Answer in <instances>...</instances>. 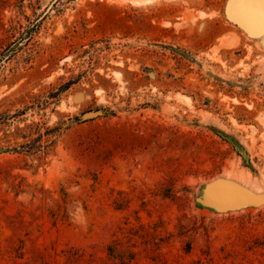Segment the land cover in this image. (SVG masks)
I'll list each match as a JSON object with an SVG mask.
<instances>
[{"label":"rangeland","instance_id":"1","mask_svg":"<svg viewBox=\"0 0 264 264\" xmlns=\"http://www.w3.org/2000/svg\"><path fill=\"white\" fill-rule=\"evenodd\" d=\"M230 2L0 0V264H264V33Z\"/></svg>","mask_w":264,"mask_h":264},{"label":"water","instance_id":"2","mask_svg":"<svg viewBox=\"0 0 264 264\" xmlns=\"http://www.w3.org/2000/svg\"><path fill=\"white\" fill-rule=\"evenodd\" d=\"M236 2H237L236 0H231L230 5H229V14H230V17L233 19L232 12H234V9L238 8L239 16L241 17V21L236 22L234 19H233V21H235L237 24H239V26L243 27L245 30H247L251 34L259 35V34L264 33V26H262V23H264V21L262 19V18H264V15H263L264 14V8L260 9L261 14L258 13L256 15L257 22L253 23L251 21L250 17L247 16V18H248L247 19L245 16H243L241 14L240 3L238 2L237 4H235ZM259 2H261L262 6L264 7V0H259ZM259 19H262V21L258 22ZM102 114H103V112L99 111V110L91 111V112L85 113L82 118H83V120H88V119H92L94 117L100 116Z\"/></svg>","mask_w":264,"mask_h":264},{"label":"bare ground","instance_id":"3","mask_svg":"<svg viewBox=\"0 0 264 264\" xmlns=\"http://www.w3.org/2000/svg\"><path fill=\"white\" fill-rule=\"evenodd\" d=\"M236 1L237 2L235 4H237L238 2L240 3L241 14L243 16H245L246 18H247V16L250 17L251 21L253 23L257 22L256 15L258 13L261 14L260 9L264 8L262 6L261 2H259V0L258 1L257 0H236ZM232 15H233L235 20H237L238 22L241 21V17L239 16L238 8L234 9V12H232ZM262 19L264 21V18H262ZM262 19H259L258 22L262 21Z\"/></svg>","mask_w":264,"mask_h":264},{"label":"trees","instance_id":"4","mask_svg":"<svg viewBox=\"0 0 264 264\" xmlns=\"http://www.w3.org/2000/svg\"><path fill=\"white\" fill-rule=\"evenodd\" d=\"M104 111V110H103ZM109 251H112V249L111 248H109ZM117 257H119V256H117ZM120 258V257H119ZM129 258L131 259L132 258V254L129 256ZM121 259V258H120ZM120 264H124V262H121Z\"/></svg>","mask_w":264,"mask_h":264},{"label":"snow or ice","instance_id":"5","mask_svg":"<svg viewBox=\"0 0 264 264\" xmlns=\"http://www.w3.org/2000/svg\"><path fill=\"white\" fill-rule=\"evenodd\" d=\"M262 26H264V23H262Z\"/></svg>","mask_w":264,"mask_h":264}]
</instances>
